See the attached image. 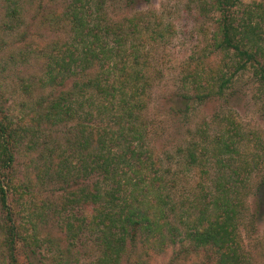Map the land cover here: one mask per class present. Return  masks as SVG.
Here are the masks:
<instances>
[{
    "label": "rangeland",
    "instance_id": "rangeland-1",
    "mask_svg": "<svg viewBox=\"0 0 264 264\" xmlns=\"http://www.w3.org/2000/svg\"><path fill=\"white\" fill-rule=\"evenodd\" d=\"M13 1L0 0V120L8 119L21 128L16 144H12L13 161L0 169V186L19 227L21 242L16 257L19 264H98L102 244L96 226L90 223L94 206L76 199H82V186L89 191L100 177L95 173L84 181L74 178L82 170L86 152L78 143L77 120L38 125L32 113L36 102L48 101L50 94L69 89L73 80L61 82L59 76L57 87L40 83L48 46L67 37L66 26L55 30L45 20L63 10L65 3ZM242 2L245 6L234 10L235 17H245L242 9L254 4V0ZM104 6L114 21L132 19L139 23L144 31L135 36L140 37V41L135 40L140 61H147L157 78L145 97L146 110L140 121L147 128L143 150L153 163L152 170H145L147 180L161 177L164 182L171 181L170 185L175 182L176 192L171 194L178 200H193L200 183L205 191H213L215 178H227L231 169L225 164L220 169L216 164L212 142L228 128L232 135L233 126L229 125L235 121L243 142L230 161L227 156L222 159L227 165L238 166L235 171L244 181L240 192L246 216L239 226L240 256L242 264H264V184L260 185L264 177V93L253 70L236 75L222 96L194 100L183 112L177 107L180 95L193 87L190 76L194 73H199L203 82L208 72L220 68L228 74L233 71L230 62L226 65L223 55L212 46L219 15L209 8L202 11L198 0H106ZM159 30L164 34L161 39L154 34ZM188 94L194 96L193 92ZM95 121L100 120L96 117ZM248 134H254V140ZM191 139L197 144L198 160L189 166L186 153L179 149L184 150ZM203 144L209 145L204 154ZM95 148L89 147L87 153ZM250 214H254L253 222ZM5 220L0 203V264H10L2 244ZM180 229L177 241L167 246L141 232L134 244H127L118 264H215V254L209 249L180 241L186 228L182 225Z\"/></svg>",
    "mask_w": 264,
    "mask_h": 264
},
{
    "label": "trees",
    "instance_id": "trees-1",
    "mask_svg": "<svg viewBox=\"0 0 264 264\" xmlns=\"http://www.w3.org/2000/svg\"><path fill=\"white\" fill-rule=\"evenodd\" d=\"M47 1L53 5L57 1L65 3L63 10L53 12L45 21L55 30H59L57 26H66L67 37L48 46L40 83L57 87L59 76L61 82L73 80L69 89L50 94L48 101L36 102L32 108L33 120L38 125L40 122L54 124L56 120H77L78 143L86 152L81 160L82 170L74 178H84V181L95 173L100 177L89 191L82 186L83 200L76 199L94 206L90 223L96 226L102 244L97 263L118 264L127 244H134L141 232L162 245L174 244L183 225L186 231L180 241L188 240L196 247L209 249L215 254V264H242L239 226L246 216L240 192L244 181L235 171L239 167L227 165L222 159L227 156L230 161L232 154H238L237 146L243 142L240 127L234 121L229 125L233 126L232 135L228 134L231 130L228 128L212 142L216 164L220 169L225 165L231 169L227 178L224 175L216 177L213 191H205L203 185L198 184L196 190L199 192L193 200L176 199L171 194L176 192L175 182L170 185L171 181L164 182L161 177L147 180L145 173V170H152L153 163L143 150L147 128L140 121L155 75L147 61H140V47L135 44L140 37L135 36L144 31L139 23L132 19H111L104 9L106 0ZM198 1L202 11L209 8L219 15L212 46L214 52L223 55L226 65L230 62L233 71L228 74L220 68L208 72L204 83L199 73L191 75L193 87L188 93L193 92L194 96L180 95L178 112L189 110L194 100L203 102L210 96H222L233 84L234 77L248 69L253 70L260 91L264 93V0H254L249 8L242 9L245 17H235L234 10L245 6L242 0ZM12 14L17 13L13 11ZM154 34L159 39L164 37L160 30ZM105 120L106 124L100 123ZM17 128L8 119L0 120V169L13 161V145L21 127ZM24 131L25 128L21 130ZM35 132L33 130L32 136ZM247 136L250 140L255 138L254 134ZM94 145L95 150L87 153ZM196 146L191 139L184 150L179 149L182 154L186 153L189 166L197 163ZM207 147L209 145H202V154L208 151ZM153 180H156L154 184ZM263 184L264 177L260 181V185ZM0 203L6 214L2 244L10 264H19L16 251L21 236L10 215L2 186ZM248 216L253 222L254 214Z\"/></svg>",
    "mask_w": 264,
    "mask_h": 264
}]
</instances>
